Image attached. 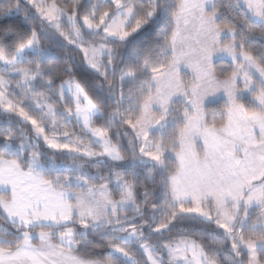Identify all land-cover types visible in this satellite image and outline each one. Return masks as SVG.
I'll list each match as a JSON object with an SVG mask.
<instances>
[{
	"label": "snow or ice",
	"instance_id": "6c2138e0",
	"mask_svg": "<svg viewBox=\"0 0 264 264\" xmlns=\"http://www.w3.org/2000/svg\"><path fill=\"white\" fill-rule=\"evenodd\" d=\"M3 20L0 264H264V0Z\"/></svg>",
	"mask_w": 264,
	"mask_h": 264
},
{
	"label": "trees",
	"instance_id": "16d2710c",
	"mask_svg": "<svg viewBox=\"0 0 264 264\" xmlns=\"http://www.w3.org/2000/svg\"><path fill=\"white\" fill-rule=\"evenodd\" d=\"M19 18H15V20H18ZM9 22H13L11 20H3L0 21V23H9ZM253 43L256 47H261L264 46V39H260L259 37H255L253 38Z\"/></svg>",
	"mask_w": 264,
	"mask_h": 264
}]
</instances>
